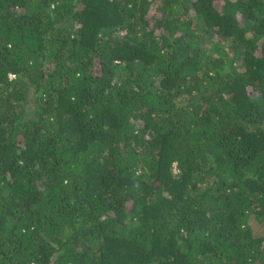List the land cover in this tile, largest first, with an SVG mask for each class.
<instances>
[{"label": "trees", "instance_id": "obj_1", "mask_svg": "<svg viewBox=\"0 0 264 264\" xmlns=\"http://www.w3.org/2000/svg\"><path fill=\"white\" fill-rule=\"evenodd\" d=\"M0 264H264V0H0Z\"/></svg>", "mask_w": 264, "mask_h": 264}, {"label": "rangeland", "instance_id": "obj_2", "mask_svg": "<svg viewBox=\"0 0 264 264\" xmlns=\"http://www.w3.org/2000/svg\"><path fill=\"white\" fill-rule=\"evenodd\" d=\"M216 5L219 8L220 7V2L219 1H216Z\"/></svg>", "mask_w": 264, "mask_h": 264}]
</instances>
